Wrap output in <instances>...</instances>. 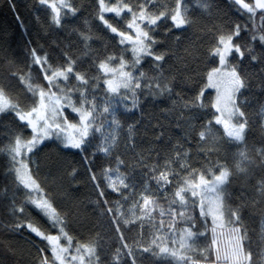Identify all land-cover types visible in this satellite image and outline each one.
Here are the masks:
<instances>
[{
  "label": "snow or ice",
  "instance_id": "snow-or-ice-1",
  "mask_svg": "<svg viewBox=\"0 0 264 264\" xmlns=\"http://www.w3.org/2000/svg\"><path fill=\"white\" fill-rule=\"evenodd\" d=\"M38 3L51 10V25L67 32L68 42L53 43L51 51L30 46L22 58L0 57V121L16 125L7 130L8 142L0 148L15 186L14 191L2 189L8 204L0 232L44 244L35 245L38 255L32 264H101L99 234L84 243L69 234L75 212L63 204L69 195L53 173L41 178L40 166L32 160L56 144L61 151L76 150L85 162L102 218L96 227L103 228L106 220L118 241L110 264H144L146 259L154 264H257L243 208L227 203L226 188L237 174L264 170V137L259 149L247 143L254 126L264 131V102L256 114L262 119L255 120L245 96L257 84L264 96V0H230L236 19L229 17L225 26L210 30L204 70L189 89L194 94L182 104V110L202 111L208 118L199 117L204 122L192 126L184 143L166 152L141 153L134 162L121 152L122 143L135 150L134 126L127 125L122 141L118 114H134L141 96L150 101L173 94L174 77L166 76L163 67L171 54L158 51L165 41L157 37L182 43L176 32L185 33L196 23L189 0H94L92 18L107 36L93 33L87 20L83 30L73 25L83 15L78 0ZM197 8L208 15L219 12L216 0H197ZM97 43L100 47L94 48ZM146 64L150 71L144 70ZM245 64H255L259 71L248 73ZM214 127L222 130L227 148L214 136ZM162 136L155 140L163 144ZM78 174L76 168L68 173L72 179ZM16 192L23 193L22 199ZM254 192L260 199L253 196L252 206H264V179ZM198 241L207 243L196 247ZM260 241L264 245V227ZM17 247L4 244L11 256Z\"/></svg>",
  "mask_w": 264,
  "mask_h": 264
},
{
  "label": "trees",
  "instance_id": "trees-1",
  "mask_svg": "<svg viewBox=\"0 0 264 264\" xmlns=\"http://www.w3.org/2000/svg\"><path fill=\"white\" fill-rule=\"evenodd\" d=\"M160 2L170 3V0H160ZM10 3L15 4V9L10 7ZM78 3L82 6L83 15L75 19L73 25L83 30L84 21L87 20L88 27L91 28L93 33L107 36L106 33L100 31L97 22L92 18L95 12L94 0H78ZM216 3L219 6V12L208 15L197 8V0H189L190 15L196 23L185 33L176 32V35L181 36L182 43L175 42L171 37H157L165 41L164 46L158 47V51L171 54V59L163 67L166 76L174 77L173 94L171 96H157L150 101H146L145 97L141 96L140 106L133 110L134 114L127 112L118 114V118L124 126L123 131L120 133L122 141L127 133V125L134 126L135 150L126 149L123 143L121 145V152L130 162H134V156L141 153L145 155L154 154L153 150L155 149L166 152L171 145L177 142L184 143L183 137L192 132V126L199 127V124L208 118L202 111L189 112L182 110V104L194 94L189 89L194 87L198 73L204 70L206 50L212 42L210 30L215 31V25L225 26L229 17L236 19L228 7L230 0H216ZM50 20L51 10L40 5L38 0H0V57L7 54L10 59L22 58L27 54L30 46H43L44 50L51 51L53 43L59 44L61 41L67 43L68 33L56 29L51 25ZM71 39L73 42L78 43L75 36H72ZM107 42L113 43L110 37L107 38ZM93 47L99 48L100 44H94ZM256 50L259 52L260 48L257 46ZM244 67L248 73L259 71L255 64H245ZM144 70L150 71L148 64L145 65ZM212 95H215L214 91H212ZM245 96L249 99L250 106L247 109L249 114L255 120L262 119V117L256 115L260 109V102H264V96L261 95L259 85L254 86L251 95L245 93ZM253 96H255V100ZM241 99H244V97H241ZM161 100L164 103H161ZM201 116L204 119H199ZM189 117L194 118L189 120ZM70 119L72 118L70 117ZM15 127L16 125L11 120L0 121V148L8 142L5 138L7 130L15 129ZM212 131L216 139L227 148L222 130L214 127ZM161 133L163 134V144L155 140V137L160 136ZM262 137H264V131L259 126H254L247 138L248 146L250 148L255 146L259 149L262 146L259 143ZM189 138L191 139V136ZM230 151L234 152L235 149ZM221 155L223 156L225 153L222 152ZM196 158L204 159L203 157ZM104 159L103 154H99V162H103ZM212 159H217V157H212ZM32 160L40 166L39 176L41 178L47 177L50 172L53 173L58 177L62 192L69 195V199L63 201L66 208H75L68 229L69 234L81 243L95 240L97 234H99L101 242L98 252L101 257V264H110L112 249L114 246H118V241L115 233L107 227L106 220H104L103 228L96 227L102 219L97 215L95 201L98 197L95 188L88 179L85 162L81 155L76 150L61 151L56 144H49L36 156H33ZM7 164L5 154L0 152V219L4 218L8 204V199L3 194L2 189L8 187L10 190H15L12 177L7 173ZM72 168L78 169L79 172L75 179L68 175ZM261 179H264V170L257 168L251 176L237 174L226 188V193L231 198L227 203H230L233 207L239 205L243 208L242 219L243 223L248 225L249 235L253 241L252 247L255 250L254 259L257 260V264H261V261L264 260V245L260 241L261 228L264 227V216L261 215V211L264 206L257 204L253 207L251 198L254 196L255 200L259 201L260 197L255 195L254 190L256 183ZM11 194L12 191L8 193V196H11ZM16 197L18 200L22 199L23 193L16 192ZM116 198L115 196L110 197V199ZM30 214L41 226L46 227L44 221L36 216L34 212ZM197 227L204 231L199 222ZM206 243L207 241H198L196 247H202ZM4 244L18 245L17 255H9L4 248ZM35 245H39L41 248L44 247V244L40 243L39 240L29 242L0 232V261L3 264H32L38 255ZM106 257L107 259H105ZM144 264H154V262L146 259Z\"/></svg>",
  "mask_w": 264,
  "mask_h": 264
},
{
  "label": "rangeland",
  "instance_id": "rangeland-1",
  "mask_svg": "<svg viewBox=\"0 0 264 264\" xmlns=\"http://www.w3.org/2000/svg\"><path fill=\"white\" fill-rule=\"evenodd\" d=\"M214 91V90H213ZM214 93H215V91H214ZM209 224H210V219H209ZM209 227H210V225H209Z\"/></svg>",
  "mask_w": 264,
  "mask_h": 264
}]
</instances>
